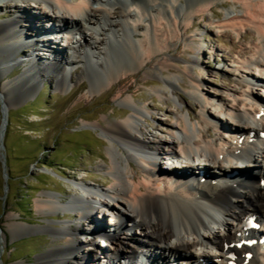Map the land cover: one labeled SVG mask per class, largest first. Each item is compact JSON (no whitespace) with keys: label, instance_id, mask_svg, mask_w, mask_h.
I'll return each instance as SVG.
<instances>
[{"label":"bare ground","instance_id":"1","mask_svg":"<svg viewBox=\"0 0 264 264\" xmlns=\"http://www.w3.org/2000/svg\"><path fill=\"white\" fill-rule=\"evenodd\" d=\"M25 1L30 3V0ZM113 1L77 0L71 3L68 0H35L34 8L39 9L36 16L29 12L27 5L21 4L25 6L23 15H14L0 23V70L17 61L19 54L25 51L21 48L25 41L36 42H31L29 48L32 52L27 55L32 65L4 86L7 90L3 97L8 103L11 99L31 94L39 77L44 75L50 74L55 87L64 91L69 81L67 68L81 64L84 67L76 75L81 82L76 92L83 89L91 95L114 96L124 109L119 120L104 119L102 123L91 125L98 128L108 142V157L104 164L109 175V187L91 188L82 183L83 186L77 187L82 199L75 198L66 207H58L62 201L56 203L48 196L38 205L43 211L64 208L76 214L77 220L86 226L83 229L88 231L85 234L88 237L85 251L82 252L79 236L82 228L66 225L53 230L54 238L63 243L43 253L38 264H87L88 259L91 264H98L97 255L93 253L95 250L91 251L98 241L95 232L103 234L100 241L106 244L100 264H163L166 261L175 264L178 257L180 264H228L231 254L236 255V264H264L258 261V248L249 251L253 255L247 260L236 245L231 247L232 243L240 241L237 235L241 232L243 218L256 215L264 220V186L261 183L264 180V140L257 142L260 147L258 153L252 143L243 141L239 144L241 134L231 127L244 124V129L250 130L241 119H254L260 110H264V101L251 99L247 104V99L236 102L233 97L230 101L219 102L217 114L212 113L207 106H213V100L200 94L201 81L192 73L198 64L197 59L191 57L186 62L185 82L184 77L176 75L175 61L168 53L175 43L184 42L186 51L197 54L200 49L196 47V40L192 38L187 42L184 33L191 30L194 21L204 19L209 28H218L225 34L231 30L242 41L251 42L239 51L237 63L245 74H249L247 78L250 81L256 79L261 82L264 78V0ZM227 2L234 9L240 8V12L224 18L216 15L213 8L224 7ZM208 14L218 18L220 23L215 25L208 19ZM46 18L54 23L50 34L56 43L62 39L66 50L57 49L50 39H37L40 38L38 34L48 32V25L43 22ZM143 24L146 33H141ZM134 38L140 41L135 43L132 41ZM37 48L46 49V53H41L44 58L38 57ZM96 49H100L102 58L92 52ZM232 49L235 51L237 47ZM244 54L250 58H244ZM156 75L163 78L161 87L155 91L156 97L161 101L177 97L180 108L187 110L186 116L180 115L175 123L169 124V140L150 139L144 125L148 119L156 120L150 113L152 108L155 111L162 108L153 104L138 105L134 96L138 86L147 84L148 79H154ZM84 79L87 85L82 81ZM179 81L183 82L185 92L197 101L198 115L190 112V105H186L188 103L176 93L175 85ZM243 92L239 98H243ZM240 110L245 113L242 115ZM226 112L233 116L227 128L218 121L219 116H228ZM194 119L197 125L192 123ZM253 122L255 126L250 131L264 132V116ZM226 129L238 135L237 139H228L224 133ZM174 149L184 155L194 152L205 156L211 162L213 172L219 176L237 171L238 176L248 179L234 180L227 185L215 177L217 184H211V179H207L198 188H192L184 181L183 173L168 172L166 167L160 170L156 166L160 153L173 152ZM244 153H248L244 161L252 164L253 171L247 169L249 165L238 170L231 162V158L243 160ZM218 156L228 161L227 164L218 162ZM106 206L110 212L107 216L112 217L111 225L117 226L118 235L115 237L105 232L106 225L99 218L93 217L97 207L101 213ZM121 217H125L126 222H119ZM11 228L14 231L36 230L14 223ZM153 260L157 261L152 263Z\"/></svg>","mask_w":264,"mask_h":264},{"label":"rangeland","instance_id":"2","mask_svg":"<svg viewBox=\"0 0 264 264\" xmlns=\"http://www.w3.org/2000/svg\"><path fill=\"white\" fill-rule=\"evenodd\" d=\"M33 1L35 0H30L27 4L25 0H0V23L12 19L14 15H23L25 6L21 4L27 5L29 12L36 16L39 9L34 8ZM76 1L68 0L71 3ZM227 3L228 5L224 7H214L215 14H220L224 18L240 12V8L234 9L231 3ZM25 19H28L26 15ZM208 19L215 25L220 23L218 18L210 14ZM43 22L46 26L48 25V32L43 31L42 34H38L40 38L37 39H50L51 42H55L57 49L66 50L63 40H57L58 43H56L53 34H50V29L54 25L53 21L46 18ZM142 28L141 33H146L144 24ZM19 30L23 31V29ZM184 38L187 42L192 38L196 40L198 45L196 47L200 49L197 54L186 51L184 42L175 43L168 53L175 61L176 75L182 77L185 76L183 72L186 62L191 57L197 59L198 64L192 69V73L201 81L199 92L213 100V106L208 105L207 110L217 114L216 107L219 102L230 101L233 97L236 98V102L247 99V104L251 99L262 100L261 92L254 89L247 78L249 74H245L243 68H240L237 63L240 57L239 51L247 48L251 42L242 41L231 30L225 34L218 28H209L204 19L194 21L191 30L184 33ZM132 41L137 43L140 39L134 38ZM31 42L25 41V45L21 47L25 51L19 54L16 62L0 70V119L3 112L6 113L7 118L3 151L6 160V180L3 179L0 163V264H38V259L43 253L63 243L62 240L54 238L53 230H60L66 225L74 224L82 228L79 236L83 244L82 252L85 251V245L88 244L86 240L88 237L85 234L88 231L83 229L85 225L77 220L76 214L65 211L64 208L53 212L43 211L39 210L38 205L48 196H51L56 203L62 201V205L58 207H66L75 198L80 200L81 193L77 187L83 186L82 183L91 188L99 186L107 189L109 187V175L105 171L104 164V160L108 157L106 153L108 142L99 129L91 125L96 122L102 123L104 119L119 120L122 118L121 111L124 110L120 103L114 100V96L105 98L103 95L100 96L102 93L91 95L88 90L83 89L76 92L75 89L81 83L76 75L84 67L81 64L70 65L67 68L69 81L64 91L55 87V80L50 74L44 75L39 77L38 84L31 94L16 100L11 99L8 103L3 97V92L7 90H4V86L32 65L30 57L27 56L32 52L29 48ZM234 47H237V50L233 51ZM37 49L38 57L44 58V54L41 53H46V49ZM92 52L99 54L98 58H102L100 49ZM244 58H250V55L244 54ZM140 76L142 79L143 76ZM162 80L161 75L148 79L147 84L136 88L134 96L138 105L153 104L162 108L161 111H155L152 110L155 108L151 107L150 113L156 120L152 122L148 119L144 125L149 131L150 139L159 137L169 140V124L175 123L180 115L186 116L187 110L180 108L177 97H171L169 101H161L156 97L155 91L161 87ZM82 81L85 85L88 84L86 79ZM184 81L186 82L185 77ZM182 83V81L176 83V93L188 103L186 105H190L188 106L190 112L198 115L200 109L197 101L185 92L186 88L182 86ZM242 91L244 96L239 98ZM224 116H219L218 121H221L224 126H229ZM192 123L197 125V120H192ZM231 128L234 129L235 126ZM236 128L238 130L240 127ZM159 165L160 170H163L165 166ZM251 165L249 163L248 168L251 167L250 171H253L254 168ZM105 198L110 200L107 196ZM103 213L104 211L101 213L99 210L94 211L93 217L96 220L99 218L98 220L109 229L112 217L107 216V213H110L108 211ZM13 223L36 230L14 231L11 228ZM48 225L50 229L45 228ZM91 237L97 238L94 235ZM122 241L125 240L122 239ZM102 244L103 242L97 241L91 249V251L95 250L93 253L97 255L98 264L103 262L100 256L102 251L106 250V247L102 250ZM136 261L140 260L136 259ZM155 261L157 260H153L152 263ZM91 263L88 259L87 264ZM163 264L169 263L166 261Z\"/></svg>","mask_w":264,"mask_h":264},{"label":"water","instance_id":"3","mask_svg":"<svg viewBox=\"0 0 264 264\" xmlns=\"http://www.w3.org/2000/svg\"><path fill=\"white\" fill-rule=\"evenodd\" d=\"M7 126V118H6V113H2V117L0 119V163L2 167V175L3 179H7V171H6V160H5V155L3 154L4 151V137L6 133V127Z\"/></svg>","mask_w":264,"mask_h":264}]
</instances>
